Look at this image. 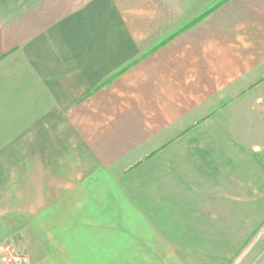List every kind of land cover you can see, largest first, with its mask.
Instances as JSON below:
<instances>
[{
  "label": "crops",
  "instance_id": "crops-1",
  "mask_svg": "<svg viewBox=\"0 0 264 264\" xmlns=\"http://www.w3.org/2000/svg\"><path fill=\"white\" fill-rule=\"evenodd\" d=\"M63 180L77 249H214L261 216L264 0H0V219L19 201L41 240Z\"/></svg>",
  "mask_w": 264,
  "mask_h": 264
},
{
  "label": "rangeland",
  "instance_id": "rangeland-1",
  "mask_svg": "<svg viewBox=\"0 0 264 264\" xmlns=\"http://www.w3.org/2000/svg\"><path fill=\"white\" fill-rule=\"evenodd\" d=\"M67 173L71 174L68 170ZM65 181L63 180L59 187L53 188L54 192L57 188L60 189L57 204L59 208L53 211L54 225L51 224V219L47 220H50L49 223H45L42 219L41 226H39L41 233L38 234L41 240H35L36 235H22L24 230L14 231L22 219L17 217L20 211L18 206L21 203L6 201V205H12L13 209L15 205L17 212H10L9 208L4 211L1 209L4 215L11 216L12 214L16 218H12L13 229L8 218L7 220L0 219V244L9 245L19 258L13 264H247L251 260L255 261L254 264H264V207L259 212L261 216L252 217L249 226L245 229L241 226L236 228L235 233H228L227 227L225 229L221 227L219 242L215 244L214 249L181 250L176 251V255L170 254L169 251L159 250L77 249L75 247L83 245L80 241L85 236L82 232L84 228L81 227L83 220L71 217V214H76V211L71 203V185L67 186L68 183ZM69 189L70 193L67 194ZM17 197L20 196L17 195ZM57 225L58 230L56 231ZM51 226L54 229L53 234ZM4 229L13 232L8 236L1 235Z\"/></svg>",
  "mask_w": 264,
  "mask_h": 264
},
{
  "label": "built area",
  "instance_id": "built-area-1",
  "mask_svg": "<svg viewBox=\"0 0 264 264\" xmlns=\"http://www.w3.org/2000/svg\"><path fill=\"white\" fill-rule=\"evenodd\" d=\"M19 258L10 249V246L6 243L0 244V264H13L18 261Z\"/></svg>",
  "mask_w": 264,
  "mask_h": 264
}]
</instances>
